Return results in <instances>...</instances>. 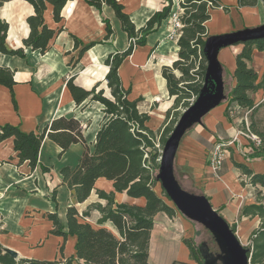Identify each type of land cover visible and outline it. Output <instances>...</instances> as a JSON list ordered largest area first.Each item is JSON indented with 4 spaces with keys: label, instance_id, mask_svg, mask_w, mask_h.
Segmentation results:
<instances>
[{
    "label": "rangeland",
    "instance_id": "obj_1",
    "mask_svg": "<svg viewBox=\"0 0 264 264\" xmlns=\"http://www.w3.org/2000/svg\"><path fill=\"white\" fill-rule=\"evenodd\" d=\"M121 2L1 0L0 55L13 62L10 67L0 62V88L8 95L3 99L19 116L23 115L20 97L26 91L39 93L45 101L52 98L58 104L63 102V106L68 107L63 116L67 122L63 125L69 127L56 133L57 142L46 132L51 124L47 111L41 110L35 129H24V121L0 123V146L2 149L10 148V154L1 155L0 161L1 203L5 202L8 208L15 203L10 212L18 213L25 209L28 211L27 207L30 208L33 201L46 203L47 200L50 201L47 205L54 211H44L39 216V221L44 220L45 225L46 221H50L46 233L33 234L27 240L26 235L12 236L10 227L1 226V237H4V242L6 237L14 238L16 245L27 241L30 247L41 244L49 235L59 237V253L55 260L31 259L48 264H143V261L146 264H172L175 260L201 264L194 259L192 246L199 251V246L206 243L210 251L217 254L219 247L216 240L203 224L188 219L177 208L158 179L164 145L182 113L194 103L197 95L191 92L173 98H169L167 93L162 95L161 102H168L169 107L164 111L162 121L156 123L155 111L161 102L146 100L147 94L134 87L135 78L124 72L125 64L146 58L148 35L143 32L144 26L136 27L131 13H122L126 5ZM83 11L88 13L86 21ZM72 12V21L77 24L74 29L68 24ZM57 25L59 28L56 31L48 30L49 35L44 33L46 28ZM11 28L20 39V44L10 38ZM162 31L166 32L165 39L172 41L180 33L169 18L164 21ZM103 47L113 49L102 58V64L109 69L95 83L88 84L86 73L88 69L96 71V50ZM155 52H149L152 60L157 59ZM201 60L197 58L195 70ZM55 62L63 70L50 76ZM15 65L19 67L15 69ZM137 68L146 73L158 72L157 64L152 61ZM171 70L177 76L181 75L180 70ZM200 80L201 76L197 77V81ZM19 85L24 86L26 91L19 89ZM110 102L118 109L117 119L127 127L120 123L110 128L114 118L112 110L106 108ZM8 125H12L11 128ZM101 129H104V135L99 134ZM46 136L56 144L74 140L69 146L79 144L82 148L79 163L66 166L69 167L66 172L69 179L64 167L56 171L59 180L54 182L48 165L39 167L37 177H27L34 176V159H27L28 152L18 147L29 144L33 148L38 145L41 148ZM84 155L86 163L107 164V174L95 178L91 197L89 195L81 201L77 193V188L81 187L69 185L78 183L75 173L82 165ZM39 156L40 150L36 166L40 162ZM206 164L213 172L214 166L208 155ZM204 173L206 176L207 172ZM175 174L190 191L202 194L196 179L177 163ZM99 181H102L101 186ZM121 181L125 182L123 188ZM68 203L72 206L64 214L60 209L66 210ZM34 210L37 212V209ZM72 222L78 225L75 229L70 228ZM106 225L112 226L118 233ZM96 230L100 232L97 234ZM123 240L126 245L124 252L120 249ZM240 240L250 248L249 264H254L251 261L253 232ZM138 245L142 248L138 249ZM113 248L119 249L115 252ZM133 251H138V254Z\"/></svg>",
    "mask_w": 264,
    "mask_h": 264
},
{
    "label": "crops",
    "instance_id": "obj_2",
    "mask_svg": "<svg viewBox=\"0 0 264 264\" xmlns=\"http://www.w3.org/2000/svg\"><path fill=\"white\" fill-rule=\"evenodd\" d=\"M122 1L121 3L126 5L125 12L133 15V21L138 28L144 26L154 12L167 5V0H152L153 2L150 0ZM220 1L222 6L213 8L211 10V18L206 22L209 35L222 34L231 32V30L234 31L233 29L237 30L244 27H254L264 23V3L262 1L258 2L255 6L243 7L238 5L237 0ZM173 2L172 10H179V0H173ZM73 5H75V3ZM224 6H228L231 10H225L223 8ZM82 14L83 19L86 21L88 13L83 11ZM73 17L74 13L72 12L68 22L71 29L77 27V24H74L72 21ZM163 27L164 22L159 30L148 34L147 47L149 51L146 58H144L143 61L125 64L124 70L125 74L130 73L131 77L135 78L134 87L137 86L142 93L147 94L148 98H146V100H154L156 102H161L162 100L160 97L162 95L166 96V93L169 98L174 97L169 94L167 80L163 76L162 71L165 66H172L173 62L179 58L180 49L176 40L172 41L165 39L166 32L162 31ZM51 28L57 30L59 25L51 26ZM26 31H28V28H26ZM84 32L85 30L83 33ZM12 39L18 44L21 43L17 36ZM244 46V43H238L223 47L219 51L218 59L225 69L224 85L227 91H229L232 86L236 85V78L233 77L237 67L236 55L242 51ZM112 50L113 49L109 47L98 48L96 50L97 60L94 62L97 64V69L95 72L88 69L86 73V82H88V84L92 85L100 76H103L104 72L108 71L109 66L102 64V58L112 52ZM154 50H156V60H152L151 54L149 53L150 51L152 53ZM151 61L157 64L158 72L146 73L137 68L145 62L149 65ZM0 62L4 63V66L7 67L12 66L13 63L12 60L7 61L1 55ZM247 64L258 73L257 83L260 85L256 91L249 92L254 100L253 107H238L236 103L229 106L228 99L222 101L219 105L212 108L202 118L200 123L194 124L186 132L180 142L175 159V164L177 163V165L182 166L196 179V185L201 188L202 194H205L210 199L214 208L217 209L231 225H235L240 239H244L247 235L257 230L261 224V218L259 216L251 217L241 215V208L245 204L256 202L258 191H264V187L259 184L253 185L250 182V176L245 173L243 168L238 166V164H244L248 169L252 170L253 173H262L264 172V158L259 157L247 160L244 156V152H249L251 150V146H249L250 141L242 135H238V133L240 130L244 129L246 117H248L249 122L254 121L257 127L264 129V49H260L256 45H253L251 49V58L247 60ZM17 66L18 65H15V69ZM53 69L52 75L50 76L63 70L62 66L58 65L56 62L55 65H53ZM19 72L20 71H18L16 75H18ZM91 72L93 74L88 76ZM18 88L26 91L24 86L22 87L19 85ZM4 97L7 98L8 95L0 88V123L10 122L15 124L24 121V129L26 130L36 128L39 122L38 115L41 110L48 112L49 122L65 116L68 110V107L63 106V102L58 104L54 102L52 98L45 101V99L41 98L39 93H28L26 91L24 96L20 97V108L23 115L21 114V116H19L13 113V109L10 108L7 101L3 99ZM155 98L157 99L155 100ZM69 100L71 101V98H69ZM168 107V102H161V105L155 111L156 123L162 121L164 111ZM249 109L251 110L246 116ZM156 123H152V125H156ZM221 140L228 143L227 154L220 171L214 173V171L212 172L211 169H209V166H206L207 155L214 145ZM62 149L63 148L59 144L54 143L46 136L40 148L41 156H39V165L35 167L32 174L34 176L29 175L27 177H37L39 167L48 165L52 170L53 181L58 182L59 177L55 174L56 171H60L66 166L78 164L82 156V148L79 144H73L67 149ZM9 154V147H7V149H2L0 146V161L1 155L6 156ZM204 171L207 172L206 176ZM98 184L101 186L102 181H99ZM91 195L89 197H91ZM47 202L49 203L50 201L46 200V203L41 200L33 201L30 204L31 207H27V209H29L28 211L25 209L18 213L10 212L11 209L14 208L15 203L9 208L5 202L1 203L0 165V229L1 226H8L11 228L12 236L17 237V234L26 235L25 238H27V240L31 239L33 234L46 233L50 228V221H46L45 225L44 220L39 221V216H41V213L44 211L54 212L53 208L47 205ZM69 206H72V203L66 205V210L62 211L63 208L61 207L60 211L65 214ZM33 208L37 209V212ZM108 226L111 227L110 225ZM5 240L6 242H4V237L2 239L0 232V242L5 249L12 248L18 252L17 260L21 258L55 260L59 253L60 239L53 235L47 236L41 244L31 247L28 246L27 241L19 240V244L16 245L14 243L16 242L14 238L6 237Z\"/></svg>",
    "mask_w": 264,
    "mask_h": 264
},
{
    "label": "trees",
    "instance_id": "obj_3",
    "mask_svg": "<svg viewBox=\"0 0 264 264\" xmlns=\"http://www.w3.org/2000/svg\"><path fill=\"white\" fill-rule=\"evenodd\" d=\"M259 1L264 3V0H237L238 5L240 7L243 6H255ZM173 0H167V5H165L162 9L157 10L154 14L147 20L146 24L143 27V32L145 34H150L159 30L162 23L169 18L172 8H173ZM1 6V0H0ZM222 6L220 0H179V10L181 11V21H182V29L180 36L176 39L180 49H179V58L173 62L172 67L165 66L163 68L162 74L167 80V87L170 96H180L184 93L191 92L195 93L197 96L200 93L201 89L206 83V72H207V58L204 53V44L206 39L210 36L208 33L206 22L211 18V10L213 8H217ZM225 10L229 8L227 6L223 7ZM122 13H126L123 11ZM127 14V13H126ZM7 29V27H5ZM4 28V29H5ZM48 30L55 29L48 27L44 30L46 35H49ZM51 34V33H50ZM245 46L236 55L237 67L233 77L236 78V85L232 86L229 91L225 88L226 99L229 101V106L236 103L241 107L252 108L254 105V100L250 96L249 92L256 91L259 88V83H257L258 73L247 64V60L251 58V49L253 45H256L260 49H264V39H260L258 41H250L244 43ZM87 45V44H86ZM85 45V46H86ZM0 51H1V25H0ZM197 58H201L199 61L198 69L195 70ZM223 70V80H224V72L225 69L221 64ZM180 70L181 75L177 76L172 70ZM1 70V68H0ZM228 72V71H227ZM201 76V80L197 81V77ZM209 85H213V80L209 78ZM223 100V101H224ZM107 109L110 108L112 110V114L114 115L113 121L110 124V128L114 126H118L120 123L122 126L127 127V124L121 122V120L117 119L118 117V109H115V106L112 103H108ZM67 122L65 117H60L54 119L49 128L46 130L47 135L58 142L56 133H60L66 130L63 124ZM12 125H8V128H11ZM251 130L257 134L262 143L260 145H255L252 141H250L249 146H251V150L249 152H244V156L247 160H252L253 158H264V129H260L257 127L254 121L250 122ZM101 135H104V129L100 130ZM71 142L74 140H69L67 144H63L59 142V144L66 149ZM105 148V146H99V148ZM101 148V149H102ZM21 151H27V159H34V167L37 165L38 154L40 150V145L36 148L30 146L29 144H21L18 147ZM140 153V151H137ZM135 152V153H137ZM83 159V160H82ZM79 170H77L76 176L78 183H73L69 186H79L81 188H77L79 197L81 201H84L91 193L92 188L94 187L95 178L101 176V174H107V164H103L102 166L86 163L87 161L85 155L82 157ZM84 161V162H83ZM238 164V163H237ZM238 166L242 167L245 173L250 176V182L253 185H261L264 187V172L262 173H253L252 170L248 169L244 164H238ZM66 167L65 169L67 170ZM65 171V175L67 179L69 176ZM177 177V176H176ZM73 181L75 178H72ZM178 179V178H177ZM180 182V180L178 179ZM125 182H120V186L123 188ZM183 188L187 189L181 182ZM136 190V189H134ZM189 190V189H187ZM144 191V188L141 189V192ZM136 192V191H135ZM193 192V191H191ZM257 201L254 203H249L243 205L241 208V215L244 216H259L261 218L260 227L253 232V240H254V248L251 255V261L254 264H264V193L262 190L258 191ZM73 208V207H72ZM70 208L69 210H73ZM78 225L75 222L70 223V228L75 229ZM108 227V225H106ZM233 229L236 230L235 225H232ZM111 229L110 227H108ZM118 233V230H116ZM100 232V231H95ZM114 232V231H113ZM115 233V232H114ZM115 233V234H117ZM125 241L121 242L120 249L125 251ZM142 245H138V249H141ZM116 252L118 249L113 248ZM192 255L194 259L198 262H201V257L199 255V251L192 246ZM138 254V251H135ZM133 251V253H135ZM0 263L1 264H48L45 261H36L27 258H21L19 260L12 257L9 253L5 252V248L3 244L0 242ZM145 261H143V264ZM146 264V263H145ZM172 264H188L183 261L175 260Z\"/></svg>",
    "mask_w": 264,
    "mask_h": 264
},
{
    "label": "water",
    "instance_id": "obj_4",
    "mask_svg": "<svg viewBox=\"0 0 264 264\" xmlns=\"http://www.w3.org/2000/svg\"><path fill=\"white\" fill-rule=\"evenodd\" d=\"M260 39H264V23L222 34H212L206 39V83L194 103L182 113L163 148L158 173L163 189L188 219L203 224L212 232L219 246L220 253L213 255L203 245V264H249L251 250L241 242L232 225L214 208L205 194L191 192L182 187L175 174L177 151L186 132L194 124L200 123L212 108L226 98L223 70L218 59L219 51L226 46ZM209 78L213 80L212 86L209 85ZM5 252L15 259L18 257V252L12 248H6Z\"/></svg>",
    "mask_w": 264,
    "mask_h": 264
},
{
    "label": "built area",
    "instance_id": "obj_5",
    "mask_svg": "<svg viewBox=\"0 0 264 264\" xmlns=\"http://www.w3.org/2000/svg\"><path fill=\"white\" fill-rule=\"evenodd\" d=\"M180 15H181V11L180 10H172L171 14L169 16L170 22H172L175 27L180 29V33L178 34V37L181 34V29H182V26H183L181 18H180ZM237 106L240 107L239 104H237ZM250 110L251 109H249L247 111L246 116L249 114ZM238 135H242L243 137H245L249 141H252L257 146L262 143L261 138L251 130L250 122L248 120V117L245 118V127H244V129L240 130ZM234 140H236V139H234ZM227 149H228V143H226L223 140H221L218 143H216L214 145V147L211 149V151L209 152L208 160L211 162V165L214 166L213 171L215 173H216L217 170H219L222 167L223 162H224V160L226 158Z\"/></svg>",
    "mask_w": 264,
    "mask_h": 264
},
{
    "label": "flooded vegetation",
    "instance_id": "obj_6",
    "mask_svg": "<svg viewBox=\"0 0 264 264\" xmlns=\"http://www.w3.org/2000/svg\"><path fill=\"white\" fill-rule=\"evenodd\" d=\"M210 232H211V231H210ZM211 233H212V232H211ZM212 235H213V234H212ZM213 237H214V236H213ZM214 239H215V238H214ZM203 245L206 246L207 251L210 252V253H212L213 255H217L218 253H220V249H219V252L216 254V253L210 251V249L208 248V246H207L206 243H202V244L199 246V253H200V257H201V262H202V264H203V257H202L201 249H202ZM218 247H219V246H218ZM220 264H221V263H220Z\"/></svg>",
    "mask_w": 264,
    "mask_h": 264
},
{
    "label": "bare ground",
    "instance_id": "obj_7",
    "mask_svg": "<svg viewBox=\"0 0 264 264\" xmlns=\"http://www.w3.org/2000/svg\"><path fill=\"white\" fill-rule=\"evenodd\" d=\"M14 37H15L14 29L11 28V30H10V38H14ZM111 228H112L115 232H117L112 226H111Z\"/></svg>",
    "mask_w": 264,
    "mask_h": 264
}]
</instances>
